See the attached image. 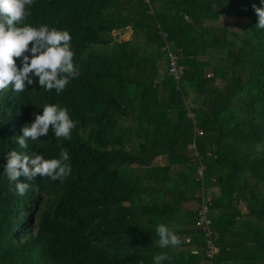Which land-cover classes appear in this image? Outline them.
Segmentation results:
<instances>
[{"label":"trees","instance_id":"16d2710c","mask_svg":"<svg viewBox=\"0 0 264 264\" xmlns=\"http://www.w3.org/2000/svg\"><path fill=\"white\" fill-rule=\"evenodd\" d=\"M253 4L262 6L36 0L27 22L68 30L80 75L59 94L37 78L24 92L0 91V264H153L160 253L171 264H264V29ZM222 17L247 23L234 29ZM124 29L129 38L115 39ZM164 45L183 69L178 82L166 74ZM45 104L70 110L71 141L50 130L20 148L16 138ZM58 145L70 153L71 175L63 184L23 181L30 190L18 196L2 175L7 154L58 159ZM202 207L211 256L195 226ZM158 224L181 244L160 248Z\"/></svg>","mask_w":264,"mask_h":264},{"label":"clouds","instance_id":"9594fccd","mask_svg":"<svg viewBox=\"0 0 264 264\" xmlns=\"http://www.w3.org/2000/svg\"><path fill=\"white\" fill-rule=\"evenodd\" d=\"M35 3L36 0H0V91L11 86L16 93L24 92L37 78L42 89L49 92L55 90L59 94L70 80L80 75L74 67L75 53L69 31L49 29L47 25L34 27L27 22ZM261 5L257 7L253 4L252 8L258 18L256 27L264 29V0H261ZM14 58L20 59V66ZM33 116L34 121L25 124L22 135L16 138L20 148L27 149L29 140L38 144L50 130L57 140L71 141L76 122L71 119L67 107L45 104L42 115L33 113ZM58 147V159H44L35 152L29 155L16 150L7 154L2 175L14 184L18 196L23 197L30 190V184L23 181L46 177L63 184L71 175L70 153L61 145ZM155 232L159 238L158 246L162 249L176 248L181 244L180 237L165 224H158ZM164 261L171 264V257L166 253L153 257V264H163Z\"/></svg>","mask_w":264,"mask_h":264},{"label":"built area","instance_id":"2783aa9c","mask_svg":"<svg viewBox=\"0 0 264 264\" xmlns=\"http://www.w3.org/2000/svg\"><path fill=\"white\" fill-rule=\"evenodd\" d=\"M147 2V0H143ZM162 51H166V74L167 76H170L175 82H178L181 78L183 69L181 66L177 64V59L176 56H174L170 51L167 45H164L161 49ZM186 116L190 121L193 122L194 120V115L190 111L186 112ZM194 136H201V131L197 130L194 128ZM188 149L191 151V156L192 159H195L197 161L196 164V175L197 177L201 178L204 167L200 162V158L197 156L195 148L193 143L188 146ZM205 208L202 207L201 212H200V217L198 221L196 222V227L201 228L204 231V238H206V254L207 255H213L217 253V248L212 245V239H211V234L208 229V221L205 218Z\"/></svg>","mask_w":264,"mask_h":264},{"label":"rangeland","instance_id":"374dc122","mask_svg":"<svg viewBox=\"0 0 264 264\" xmlns=\"http://www.w3.org/2000/svg\"><path fill=\"white\" fill-rule=\"evenodd\" d=\"M220 21H221V23H223V25L228 26V27H234V29H235V27H238V26H241V25L247 23V19H239V18H234L233 19V18H230V17H222L220 19ZM116 34H117V36H115V39H117V40H125V39L129 38L130 30L129 29H124V30H121L119 32L117 31V32L113 33V36L116 35ZM162 163H163V161L161 159L157 158V159H155L152 162V165L153 166H157V165H161ZM243 208L244 207L242 205H240L241 211H243Z\"/></svg>","mask_w":264,"mask_h":264}]
</instances>
